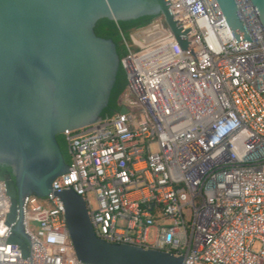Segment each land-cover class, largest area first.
Segmentation results:
<instances>
[{"label":"built area","instance_id":"obj_1","mask_svg":"<svg viewBox=\"0 0 264 264\" xmlns=\"http://www.w3.org/2000/svg\"><path fill=\"white\" fill-rule=\"evenodd\" d=\"M169 2L186 47L160 20L125 42L127 112L65 132L72 171L52 192L26 196L9 222L0 178V264H89L68 236L56 195L65 190L83 198L106 242L183 264H264V32L250 0H236L251 40L238 45L216 0ZM20 213L27 256L10 241Z\"/></svg>","mask_w":264,"mask_h":264},{"label":"water","instance_id":"obj_2","mask_svg":"<svg viewBox=\"0 0 264 264\" xmlns=\"http://www.w3.org/2000/svg\"><path fill=\"white\" fill-rule=\"evenodd\" d=\"M216 1L236 44L251 42L236 0ZM250 2L264 32V0ZM170 5L169 0H0V165L11 170L0 178L11 198L9 222L26 196L47 197L52 182L72 171L56 136L102 119L122 61L114 42L95 34L96 23L162 17L185 48L187 31ZM56 195L81 262L183 264L172 253L99 239L83 198L71 190ZM22 221L20 213L10 241L27 256Z\"/></svg>","mask_w":264,"mask_h":264},{"label":"trees","instance_id":"obj_3","mask_svg":"<svg viewBox=\"0 0 264 264\" xmlns=\"http://www.w3.org/2000/svg\"><path fill=\"white\" fill-rule=\"evenodd\" d=\"M156 20H160L162 25L167 28L162 17L145 16L133 21L119 23L109 19H101L96 23L94 32L98 37L111 39L114 42L117 54L122 61L127 55L125 42L131 43V37L135 32L151 26ZM138 49L139 47H133L134 51H137ZM127 85L126 73L121 63L108 105L101 113L102 119L105 117H112L120 111L122 98L127 90ZM56 140L66 163L70 164L71 159L68 153V143L65 135H57ZM3 172L10 174L11 170L0 165V174Z\"/></svg>","mask_w":264,"mask_h":264},{"label":"rangeland","instance_id":"obj_4","mask_svg":"<svg viewBox=\"0 0 264 264\" xmlns=\"http://www.w3.org/2000/svg\"><path fill=\"white\" fill-rule=\"evenodd\" d=\"M162 43H163V41H160V40L154 41V42H152V43H150V44H148V45H145V46H144V50H145L146 52H147V51H150V50H152V49L158 47V46L161 45ZM128 94H129V98H130V100L133 101V100H134V96H133L130 92H129ZM126 105H127L128 107H130V104H129L128 102H126ZM87 198H88V200H89V202H90V207H91L92 209H95V208L97 207V201H96V199H95L94 194H93L92 192H89V193L87 194ZM38 228H39V226H38L37 223H35V222H31V224H30V229H31V231H32L33 233H36L37 230H38Z\"/></svg>","mask_w":264,"mask_h":264},{"label":"flooded vegetation","instance_id":"obj_5","mask_svg":"<svg viewBox=\"0 0 264 264\" xmlns=\"http://www.w3.org/2000/svg\"><path fill=\"white\" fill-rule=\"evenodd\" d=\"M8 174H9V173H7V172H3V173H2V175H8Z\"/></svg>","mask_w":264,"mask_h":264}]
</instances>
